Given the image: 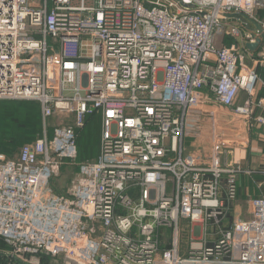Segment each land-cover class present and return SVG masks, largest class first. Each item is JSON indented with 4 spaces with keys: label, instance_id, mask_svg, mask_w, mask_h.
I'll return each mask as SVG.
<instances>
[{
    "label": "built area",
    "instance_id": "2783aa9c",
    "mask_svg": "<svg viewBox=\"0 0 264 264\" xmlns=\"http://www.w3.org/2000/svg\"><path fill=\"white\" fill-rule=\"evenodd\" d=\"M259 9L264 0H0V100L38 101L43 118L42 136L14 157L0 153V237L12 254L68 264H264V196L251 199V218L221 226L240 171L220 161L226 141L215 138L209 161L184 154L187 124L201 133L211 101L264 127L259 59L219 42L241 34L226 27L229 13L264 30ZM259 36L249 26L247 40ZM96 115L99 154L57 193L54 181L76 164L80 132ZM182 219L218 227L220 237L184 255Z\"/></svg>",
    "mask_w": 264,
    "mask_h": 264
},
{
    "label": "crops",
    "instance_id": "0c3cea01",
    "mask_svg": "<svg viewBox=\"0 0 264 264\" xmlns=\"http://www.w3.org/2000/svg\"><path fill=\"white\" fill-rule=\"evenodd\" d=\"M225 22L226 27L231 25L238 27L241 34L239 36L226 34L224 37H220L219 42L228 45L233 42L238 43L247 57L252 56V58L259 59L257 68L260 75L264 77V47L261 46L255 52L250 51L245 45L248 41L246 34L249 31V26L233 17L227 18ZM251 59L249 60L250 63ZM205 90L209 91L208 87H205ZM257 96H264V86L261 83L257 85ZM246 97V93L241 91L236 102L242 103ZM202 112V132H193L184 137V154H201L209 161L218 152L214 149L215 138L220 136L226 141L219 153L220 161L222 164L236 165L240 169L238 172L237 198L231 203L221 225L223 228H228L237 220L251 218V199L264 196V127L245 124L244 121L236 119L229 109L214 101L204 106ZM212 114L215 118H211ZM222 182H225V175ZM221 193L223 194V190ZM180 225L182 229L180 250L184 255L187 254L191 244L199 247L204 242L211 244L220 237L218 227L211 225L206 232L201 221L182 219ZM162 232V247H166L170 243V229L164 227ZM6 246L8 248L0 250V258L4 259V263L13 259L14 264H30L26 263L24 259L14 256L10 247ZM49 257L52 259L51 256ZM60 258L62 259V257ZM59 264H64V260L62 259Z\"/></svg>",
    "mask_w": 264,
    "mask_h": 264
},
{
    "label": "rangeland",
    "instance_id": "374dc122",
    "mask_svg": "<svg viewBox=\"0 0 264 264\" xmlns=\"http://www.w3.org/2000/svg\"><path fill=\"white\" fill-rule=\"evenodd\" d=\"M16 101V103H15ZM18 101H24V102H37L35 100H0V145L1 147H4V150H0V153L5 155L6 157H13L12 154L15 153L14 156L18 155L23 145L29 141L32 140V138L36 139L37 136H39V130H34L32 128H25L23 126L24 119L27 116V112L30 111V117L39 113L41 116V128H43V118L42 113H40V110L33 109L30 107H25L27 103H25L23 106L20 107L18 104ZM28 108V110H26ZM31 109V110H29ZM59 122V117L55 116L48 119L49 126L56 125ZM42 130V129H41ZM186 136H189L193 133L191 131L189 125L186 126ZM27 134H30V138L27 137ZM17 140L16 146L14 145V141ZM34 141V140H33ZM97 152H99L100 149V140L99 144H97ZM9 150V151H7ZM75 167L71 166L69 169L65 168L62 169L60 175L56 177L54 183L55 187L60 191L64 192L69 187V180L70 178L76 173L77 170H74ZM5 248L4 245L0 246V250H3ZM12 253V251H11ZM18 258L24 259L26 263L30 264H59L62 262V259L60 257L58 258H45L44 256L38 255V254H27L24 256H17ZM9 260L4 263V259L0 258V264H9ZM14 264V263H11ZM64 264H68L64 262Z\"/></svg>",
    "mask_w": 264,
    "mask_h": 264
},
{
    "label": "trees",
    "instance_id": "16d2710c",
    "mask_svg": "<svg viewBox=\"0 0 264 264\" xmlns=\"http://www.w3.org/2000/svg\"><path fill=\"white\" fill-rule=\"evenodd\" d=\"M257 16L260 20H264V9H259L257 11ZM16 103V101H15ZM25 103H27L25 105V107L23 106ZM20 106L21 108L24 107H30L33 109H37L40 110L41 113V105L40 103L37 102H24V101H18L17 106ZM28 110V108L26 109ZM31 110V109H29ZM30 111L27 112V116L24 119V124L23 126L25 128H32L34 130H39V136L36 137L39 138L40 136H42V128H41V116L39 115V113L33 115L30 117ZM27 137L30 138V134H27ZM35 140V138L31 141ZM99 140H100V121H99V117L96 115L95 117H89L87 120V124L84 127V129L80 132L79 138H78V147H79V156L77 159L76 164H72V165H65L63 167L69 169L71 166H74L75 169L74 170H79V163L81 162H85L88 160H94L93 158L97 157V144H99ZM17 140L14 141V145L16 146L17 144ZM30 142V141H29ZM0 150H4V147H1L0 145ZM9 151V150H7ZM15 153L12 154V156L14 157ZM96 159V158H95ZM76 171V172H77ZM76 174V173H75ZM75 174L70 178L69 183L71 182L72 178L75 176ZM54 189L57 193H66L67 190H65L64 192H60L56 187H55V183H54ZM68 189V188H67ZM4 245L5 248H8L5 243V241L3 240V238L0 237V246ZM42 256H44L45 258H48L49 256L43 254ZM9 264L14 263L13 259L9 260Z\"/></svg>",
    "mask_w": 264,
    "mask_h": 264
},
{
    "label": "water",
    "instance_id": "95a60500",
    "mask_svg": "<svg viewBox=\"0 0 264 264\" xmlns=\"http://www.w3.org/2000/svg\"><path fill=\"white\" fill-rule=\"evenodd\" d=\"M228 18H237L241 20L242 22L246 23L247 25L250 26L251 30H257L260 33L259 37H256L255 41H247L245 43L246 47L252 51L255 52L257 51L261 46L264 47V30L261 26L260 23L253 21L247 14L244 13H229L225 15ZM254 24V27L251 24ZM83 95L84 93L81 92Z\"/></svg>",
    "mask_w": 264,
    "mask_h": 264
}]
</instances>
